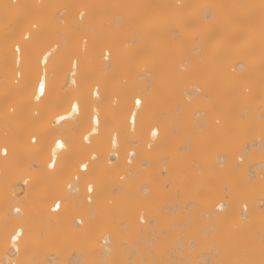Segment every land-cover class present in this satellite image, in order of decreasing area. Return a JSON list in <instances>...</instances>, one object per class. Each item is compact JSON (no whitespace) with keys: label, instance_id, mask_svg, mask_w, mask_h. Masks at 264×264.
I'll return each mask as SVG.
<instances>
[{"label":"bare ground","instance_id":"bare-ground-1","mask_svg":"<svg viewBox=\"0 0 264 264\" xmlns=\"http://www.w3.org/2000/svg\"><path fill=\"white\" fill-rule=\"evenodd\" d=\"M129 1L61 0L59 3L54 0L52 3L51 0H0V107L4 106L6 97L16 95L10 111H0V148L8 149V155L0 157V264L7 261L10 237L16 230L21 232V237L10 264H264V230L261 227L264 194L259 198L254 195L255 190L264 187V161H260V154H264V129L256 131L248 141L244 140V146L247 147L239 146V150L236 148L237 154L231 153L236 138L246 137L254 126L259 128L258 125L264 122V113H260L263 110L258 112L263 119L257 118V113L252 111L257 98L262 99V103H257L264 107V88H255V83L261 81L258 77H264V13H259L258 17L249 15L256 9L260 12L258 4L263 7L264 0H216L207 7L202 6L204 11L208 10L205 19L210 20V23L215 20L216 24L221 25H217L219 30L215 24L212 35L207 31L206 36L204 29L203 37L198 35L201 40L199 37L200 42L197 41L200 44L197 43L204 46H200L203 47L201 51L195 45H188L187 35L190 34L186 29L189 27H173L175 22L181 24L187 15L195 12V0L194 4L193 0H179V4L176 2L182 10L178 9L182 17L176 14V20L173 18L175 14H172L173 19L169 15L173 7L171 0ZM233 1L242 3L236 5L238 3L234 2L232 6ZM236 8L238 12H249L245 18L248 23L244 20L246 24L244 21L240 24L243 26H239V17L234 21ZM223 11H227L228 15L234 14L229 15L233 16L231 20L228 18L229 23L227 13L226 16L220 15ZM111 13L114 14V22L111 19L108 22L114 24L105 25L103 20ZM82 14H85L84 18ZM221 17L226 18L227 24L224 18V24L221 23ZM230 23L235 25H232L234 31L228 30L231 26L226 25ZM133 24L144 27L137 26V29L135 26L134 29ZM60 25V30L54 32ZM191 26H194L193 22ZM221 26L228 27L225 32H233V40H239L234 46L235 41L229 39L233 45L230 48L226 44L228 49L233 48V53L240 52L238 54L245 50L252 51L261 60L259 63L254 56L257 62H252L251 53L249 58L245 57L246 61L241 59L237 66L234 63V71L230 72L232 76L224 75V79V76L217 77V83L210 78L208 83L206 79L212 73L219 72L223 66L219 70L214 64L207 66L211 63L205 64L206 61L201 62L206 67H201L199 60L197 62L201 57L195 62L190 59L195 52H199V56L202 54L203 60L209 55L210 58L213 55L215 57L223 49L213 52L205 49L207 37L210 45V39L221 33L224 35L225 28L221 29ZM144 33H154L156 36L149 44H145L143 41L148 36H144ZM23 35H30L31 39L24 41ZM80 35L83 43L79 40ZM228 35L227 38L230 37ZM136 36L139 40L135 39ZM229 41L228 44H231ZM129 43H136V46H130ZM17 44L22 49V63L20 77L16 80L13 77L15 68L12 59L13 47ZM161 46L166 48L152 55L155 63L127 62V58L145 52V47L153 50ZM44 53H52L47 68L48 87L49 92L54 87L58 98L68 96L83 100L90 88L91 91L93 87L100 89V99L96 101L100 114L99 132L90 137V144L81 140L80 129L70 121H61L63 129L54 123L57 111L67 113L63 109L49 107L47 95L42 98V102L36 101L35 89L40 75L38 60ZM172 55L181 56L182 60L178 65L164 66L163 59ZM72 59L78 60L79 72L87 77L86 86L83 83L79 87L71 84L72 76L68 68ZM136 70L139 73L131 76L130 73ZM92 76L96 82L90 87L88 83ZM243 76L246 77L244 81H248L240 88L243 86ZM76 79L79 81L81 77L78 75ZM222 79L224 82L219 81ZM186 86L194 90L190 91ZM62 88L64 91H61ZM237 89L241 90L237 93ZM257 89L262 90L259 96ZM133 98L142 100L135 131L130 130L126 123ZM88 102L91 106L92 100ZM245 103L248 104L244 106L245 109L240 107ZM239 107L245 118L240 119L239 123L235 119L238 124L233 121L234 125L231 123L234 118L231 117L239 111ZM230 108L235 110L228 112ZM223 122L230 125L225 124L226 127ZM152 131H156L155 137L151 135ZM50 133L63 136L69 142V153L75 151L89 162L91 154L98 157L91 164L87 179L81 174L80 187L75 193L66 188L74 166L61 162L54 170L46 167L49 156L46 143ZM113 133L118 155L114 161H109L106 146L107 139ZM31 134L36 135L40 142L30 144L27 139ZM207 137L225 142L226 154L213 157L211 169L206 168L207 164L203 165L200 159L197 160L198 156L176 155L178 151L189 153L202 150ZM130 149L135 151L136 156L131 164H127L124 156ZM168 151L170 154L165 157L168 158L167 162L162 157L166 170L161 171L153 154L158 156ZM250 154L255 156L249 157ZM243 156L249 160L252 158L251 163H248L249 173ZM212 170L230 171L238 175L225 181L229 189L225 198L228 196L229 202L224 201L225 198L212 202L205 197L207 190L204 193L205 185L199 182L209 177ZM158 172L164 173V176H159ZM185 177L194 188L173 187L171 190L168 187V192H157L160 186ZM24 178H28L29 183H26L23 191L18 190L16 187ZM88 180L95 184L90 203L83 198ZM194 191L204 195L199 193L200 196L192 200L190 197ZM177 192H181L187 200L184 205L167 202L166 199L173 200ZM113 195L115 202L110 204ZM57 200L61 203V209L55 212L51 207ZM165 200L168 203L165 209L170 210L164 212L159 209V204ZM203 202L206 209L202 211L207 220H204L203 215L204 226L198 221V227L202 229L191 238L188 235L191 231L190 214L193 216L196 207L198 209ZM239 205L246 209L244 216ZM259 207L263 211L261 214L258 212ZM14 208H18L19 213L14 214ZM182 208L185 210L181 211ZM175 217L181 219L175 220L182 226L179 229L178 226L171 228V223L167 224ZM145 218H148L146 223ZM176 229L185 234L184 238L179 236L176 239ZM106 239L108 243L102 244ZM166 244L172 248L165 250ZM65 249L68 254L61 253Z\"/></svg>","mask_w":264,"mask_h":264},{"label":"rangeland","instance_id":"rangeland-1","mask_svg":"<svg viewBox=\"0 0 264 264\" xmlns=\"http://www.w3.org/2000/svg\"><path fill=\"white\" fill-rule=\"evenodd\" d=\"M52 1V3H54V0H51ZM55 1H57V2H61V0H55ZM136 2V1H139V0H130L129 2ZM140 1H144V0H140ZM164 1V0H163ZM167 1V0H166ZM165 1V2H166ZM172 1V6L173 7H176V8H173L172 7V10H171V12L172 13H170L169 15L171 16V18H172V14H175V15H173V18L176 20V14H177V16H179L180 14L179 13H181L182 12V10H181V6L179 5V7H178V5H177V3L179 4V0H171ZM178 1V2H177ZM192 1V0H191ZM214 1H216V0H195V2H194V0H193V4L195 3L196 5H194L196 8H195V12L194 13H192V14H190L189 16L187 15V18L186 19H184V20H182V22H181V24H180V22H178V23H174L175 25H173V27H175L176 29H179L178 27H182V28H185V27H189V28H185L187 31H188V33L190 34V36L189 35H187L188 37H189V40H188V38H187V41L189 42H187L186 41V43H188V45L191 47V45H195V46H197L198 47V49L201 51V48L203 49V44H201L203 47H200L201 45H199L200 43V40H201V36H198L199 34L200 35H202L203 33H204V31H205V33H206V36H208L207 34L208 33H210L211 35L212 34H214L212 31H214L213 29V27L215 26V24H216V22H215V20L213 21L212 20V22H215L214 23V25L212 26L211 24H212V22L210 23L209 21H207L206 19H205V15H206V12L208 13V10H203V7H207V6H209V4L210 3H212V2H214ZM220 1V0H219ZM237 1V0H236ZM241 1V0H240ZM240 1H238V2H235V1H233L231 4H232V6H234V2L235 3H238V4H236V5H240L242 2H240ZM50 2V1H49ZM92 2H95V0H92ZM177 2V3H176ZM217 2V1H216ZM250 2V1H249ZM51 3V4H52ZM174 3V4H173ZM199 3V4H198ZM200 3H203V4H201L200 5ZM57 3L55 2V5H56ZM199 5V6H198ZM258 5H260L261 6V4H258ZM262 5H263V2H262ZM198 6V7H197ZM203 6V7H202ZM259 6V8H261L262 9V12H261V9H259L260 10V12L256 9L255 11H254V13H253V11H252V14H250L249 12H246V13H243L242 11H240L239 10V12H238V8H236V12H237V14L234 16V14H229V15H233V16H231V17H233L234 18V21L239 17V19H237V20H239L240 22H239V26H243V25H240L244 20H245V18H247V15H248V13H249V15H251V16H259V13L260 14H263L264 12H263V8H264V5H263V7L261 6L260 7ZM201 7V8H200ZM240 8V7H239ZM178 9H180V11L178 10ZM201 9V10H200ZM253 9V8H252ZM254 10V9H253ZM177 11V12H176ZM203 11V12H202ZM205 12V13H204ZM224 13H221L220 15H222V14H225V15H223V16H226V13H227V11H223ZM236 12H234V13H236ZM196 13V14H195ZM242 13V14H241ZM199 14V15H198ZM239 14V15H238ZM247 14V15H246ZM114 14L113 13H111L109 16H107V18H105L104 20H103V23L105 24V25H108V24H110L112 21L114 22V19L112 18V16H113ZM194 15V16H193ZM227 15H228V13H227ZM226 16L227 17V21H228V23H229V20H231L232 18L230 17V16ZM84 16H85V14H82V17L84 18ZM111 16V17H110ZM175 16V17H174ZM181 16V15H180ZM245 16V17H244ZM57 17V16H56ZM182 17V16H181ZM196 17L198 18V20L196 19ZM202 17H204V20H203V18ZM230 17V18H229ZM261 17V16H260ZM169 18V17H168ZM172 18V19H173ZM177 18H179V17H177ZM191 18V19H190ZM194 18V19H193ZM200 18H201V20H200ZM224 18V17H223ZM223 18L221 17V23L223 22ZM228 18H229V20H228ZM236 18V19H235ZM249 18H250V16H249ZM248 18V19H249ZM109 19V20H108ZM110 19L112 20L111 22H108V21H110ZM190 19V20H189ZM219 19V18H218ZM175 20H173V21H175ZM194 20H197V21H194ZM203 20V22H200V21H202ZM236 20V21H237ZM178 21V20H177ZM191 21V22H190ZM218 21H220V19L218 20ZM246 21V20H245ZM245 21L243 22V23H245ZM111 23V24H114V23ZM187 22V23H186ZM189 22L192 24V22H193V24H194V26H191V24H189ZM197 22V23H196ZM224 22L227 24V22H226V18H224ZM224 22H223V24H224ZM233 22V21H232ZM247 22V21H246ZM102 23V24H103ZM203 23V24H202ZM208 23V24H207ZM210 23V24H209ZM218 23V22H217ZM237 22H235L234 24H236ZM242 23V24H243ZM248 23V22H247ZM110 24V25H111ZM142 25H143V23H141ZM196 24V25H195ZM219 24V23H218ZM218 24H216V26L218 25ZM223 24H222V26H223ZM234 24H229V25H226V26H228V27H230L231 26V29H228V27H227V29L228 30H233V28L235 27V25ZM246 24V23H245ZM61 25H63V23H61ZM61 25L58 27V26H54V28L55 27H58L57 28V30L55 29H52V30H54V32L55 31H58V29L60 30V27H61ZM134 25V29H136L137 28V26H138V24L137 25H135V24H133ZM202 25V26H201ZM221 25V24H220ZM220 25H218L219 27H220ZM232 25H234V27H232ZM237 25V24H236ZM113 26V25H112ZM135 26H136V28H135ZM196 26V27H195ZM217 26V27H218ZM221 26V29L223 28ZM131 27H132V25H131ZM142 28V27H144V26H141V25H139L138 26V28ZM192 27V28H191ZM200 27V28H199ZM216 27V28H217ZM217 28V29H219L220 30V28ZM53 28V27H52ZM76 28V27H75ZM74 28V29H75ZM137 28V29H138ZM191 28V29H190ZM199 28V29H198ZM225 28V27H224ZM223 28V29H224ZM195 29V30H194ZM203 29H204V31H203ZM226 28H225V30H223L224 32L227 30ZM210 30H211V32H210ZM218 30V31H219ZM263 30V31H262ZM261 31H262V33L264 32V25H263V29H262ZM197 31V32H196ZM207 31H208V33H207ZM216 31V30H215ZM230 31V32H231ZM234 31V30H233ZM195 32V33H194ZM199 32V33H198ZM229 31H227V32H225L224 33V35H223V33H219L220 34V36L219 35H216L215 37H213V39H210L211 40V44L209 45V43H208V39L206 38V44H207V46L205 47V49L208 51V50H210V52L212 51H214V50H220V48H223V49H221V51H219V53H220V55H219V53L216 55L215 54V57H214V55L210 58V56L211 55H209L208 57H207V59L204 57V59L205 60H203L202 59V57H203V55L202 54H200V56H199V52H195L193 55H192V57H191V59H190V61H196V59L197 58H200V59H197V62H198V60H199V62H198V64L199 63H201V62H206V61H208V62H206L205 64H210V65H207V66H211L212 64H214L215 65V67H217V68H219L220 66H223V67H220L221 68V70H220V68H219V72H217L216 74L215 73H212L211 74V77H208L209 75H210V73L208 72V78L206 79V81L208 80V79H212V80H214V82L215 83H217L216 82V80H218L220 77L222 78L224 75H227L226 77H230V76H232V72L234 71H232V69H234L233 67L235 66L234 65V63L236 64V66L238 65L237 63L239 62V63H241L240 62V60L242 59V61H244V59H245V57L246 58H249V56L251 55V53H252V57H250V59H252L253 61L252 62H259L260 63V61L259 60H261V59H258L259 58V55H258V53H257V51L256 50H254V48L252 49V50H254V51H256L255 53H257V55H258V58H257V56L254 54L253 55V52L251 51H248V50H245L244 52H241V54H238V53H240V52H234L233 53V51H235V50H233V48H232V50H230V49H228L229 47L231 48V45H233V42L232 41H235V40H233V32H231V34H229L228 33ZM187 33V34H188ZM153 34V35H152ZM157 34V33H156ZM195 34H197V35H195ZM218 34V33H217ZM229 34V35H228ZM141 35V34H140ZM147 35V33L145 34L144 33V36H146ZM193 35H195L196 36V38H195V36H193ZM205 35V34H204ZM223 35V36H222ZM227 35L228 36H230L231 37V35H233L231 38L230 37H228L227 38ZM148 36V37H147ZM146 37V39H145V41H143L145 44H149V42H151V40H153L154 39V37L156 36L154 33H151V34H149V35H147ZM193 36V37H192ZM206 36H204V37H206ZM190 37H191V40H190ZM199 37H200V40H199ZM202 37H203V35H202ZM211 37V36H210ZM224 37V38H223ZM236 37V36H235ZM81 35L79 36V40L80 41H82V43H83V38H81ZM193 38V39H192ZM198 38V39H197ZM227 40H226V39ZM135 39H137V40H139V37L138 36H136L135 37ZM203 40H205L204 38H202ZM215 39H217V40H215ZM229 39H232V41H229ZM196 40V41H195ZM199 42H198V41ZM209 40V41H210ZM213 40H215V41H213ZM236 40L237 41H235V44H234V46H237L236 45V43L238 44V39L236 38ZM79 41V42H80ZM194 41V42H193ZM228 41H229V43H231V44H228ZM191 42V43H190ZM196 42V44H194ZM199 44H198V43ZM203 42V41H202ZM105 43H108V41H105ZM204 43V42H203ZM241 43V42H240ZM239 43V44H240ZM80 44V43H79ZM198 44V45H197ZM226 44L227 45H230L229 47H226ZM129 45L130 46H136V43H134V44H131V43H129ZM241 45V44H240ZM196 47V48H197ZM226 47V48H225ZM239 47V46H238ZM165 49L166 47L164 46H161V47H154V49L153 50H151V49H147L146 47H145V52L143 51V53L142 54H140V55H137V56H134V57H129V58H127V62H136V63H139V62H142V61H146V62H156L154 59V57H152V55L153 54H155V53H157V52H162L163 50L162 49ZM227 49V50H226ZM226 50V51H225ZM204 51V50H203ZM203 51L201 52V53H203ZM230 51H232V53H230ZM247 51V52H246ZM209 52V53H210ZM227 52V53H226ZM250 54H249V53ZM259 52V51H258ZM237 53V54H236ZM246 53V54H245ZM196 54V55H195ZM222 54V55H221ZM227 54V55H226ZM230 54V55H229ZM231 54H233L232 56H231ZM198 55V56H197ZM225 55H226V57H225ZM239 55V56H238ZM172 56H174V57H172ZM171 57L170 56H168V58H166V59H163V65L164 66H167V64H177V63H179L181 60H182V57L181 56H175V55H172ZM248 56V57H247ZM254 56H256L255 57V59L257 60H254L253 58H254ZM222 57H224V59H226L225 61H224V59L222 58ZM222 58V62H221V59ZM212 59V60H211ZM164 60H166V61H164ZM213 60H214V62H213ZM218 60V61H217ZM239 60V61H238ZM248 60V59H247ZM169 61H170V63H169ZM216 61V62H215ZM228 61V62H227ZM230 61V62H229ZM233 61V62H232ZM235 61V62H234ZM237 61V62H236ZM245 61H246V59H245ZM166 62H168V63H166ZM194 62H192V64L194 63ZM210 62V63H209ZM213 62V63H212ZM221 62V63H220ZM224 62V63H223ZM251 62V63H252ZM165 63H166V65H165ZM215 63H217V65L215 64ZM254 63H252V64H254ZM220 64V65H219ZM230 64V65H229ZM178 65V64H177ZM201 67H206V66H204V63H201ZM233 65V66H232ZM254 65H256V64H254ZM259 65V64H258ZM199 67H200V65H198ZM226 66V67H225ZM228 66V67H227ZM200 67V68H201ZM231 67V68H230ZM14 72V71H13ZM133 72V71H132ZM130 73V75L132 76L133 74H135L136 72H138L137 70L136 71H134L133 73ZM231 72V73H230ZM139 73V72H138ZM138 73H136V74H138ZM219 73V74H218ZM13 75H14V73H13ZM214 76V77H213ZM214 79H213V78ZM218 77V79H216ZM257 77H258V75H257ZM225 78V76L223 77V79ZM241 78H243L242 79V83H243V86H239L240 88H243L246 84H247V81H248V79H247V81H244V78H246V77H241ZM259 79H261V81H259L260 83H255V84H257V86H255V88H262V90H263V88H264V82H262V79L264 78H262V77H258ZM257 78V79H258ZM91 79V80H90ZM90 79H89V86L90 87H92L93 86V84L96 82V79H95V77L94 76H92V77H90ZM219 80L220 82L221 81H223L224 82V80ZM258 79V80H259ZM264 80V79H263ZM211 81V80H210ZM208 82V81H207ZM208 83H210V82H208ZM213 83V82H212ZM242 83H241V85H242ZM215 85V84H214ZM259 85V86H258ZM188 86V85H187ZM186 86V87H187ZM188 88V90H194V88H191V87H187ZM186 88V89H187ZM260 88V89H261ZM91 89V88H90ZM245 89V88H244ZM243 89V91H245ZM100 90V89H99ZM192 90V91H193ZM234 90V89H233ZM239 90H241V89H237V93L239 92ZM262 90L260 91L259 89H257L256 90V93H258V96L259 95H261V92H262ZM235 91V90H234ZM100 92V91H99ZM184 92V91H183ZM254 92H255V89H254ZM264 92V91H263ZM245 93V92H244ZM255 93V94H256ZM184 94H185V92H184ZM187 95V94H186ZM10 97V98H9ZM114 97V96H113ZM7 99H5V101H4V106L3 107H0V111L1 110H5V111H10L9 109H10V107H12L13 106V104H14V101H15V99H16V95L15 96H13V95H11V96H8V97H6ZM259 99H261L260 97H259ZM10 100V101H9ZM257 102H261L262 103V99L261 100H258V98L255 100V103H256V105H254V106H256L258 109L256 110V107H255V109L254 108H252V111L253 112H256L257 113V115H256V113L254 114L255 116H257V118H259V119H263L262 117H259V113L258 112H260L261 110H263L264 111V107L262 108V105L263 104H258ZM254 104V103H253ZM242 105V104H241ZM247 105L248 104H243V106H240V107H242V108H244L245 109V107H247ZM260 105V107H258ZM245 106V107H244ZM239 107V111L237 112V113H235V115H232V117L231 118H234L233 120H231L232 122L231 123H235L236 122V120H237V122L239 123V120L241 119V120H243V118H245L244 116L242 117V110H240V109H242V108H240ZM1 108H3V109H1ZM237 108V107H236ZM243 109V110H244ZM251 109V108H250ZM231 110V108L228 110V112ZM232 110H235V109H232ZM232 110H231V112H232ZM260 110V111H259ZM237 111V110H236ZM241 111V112H240ZM239 113V114H238ZM243 113H245V110H244V112ZM260 113H264V112H260ZM234 114V113H233ZM239 117H238V116ZM240 116L242 117V118H240ZM236 117V118H235ZM236 119V120H235ZM233 121H235V122H233ZM229 122V121H228ZM236 122V123H237ZM126 123H127V121H126ZM237 123V124H238ZM222 124H229V123H222ZM225 125V126H226ZM230 125V124H229ZM228 125V126H229ZM234 125H236V124H234ZM233 126V125H232ZM259 126V128L258 127H255L254 126V128L252 129L253 131L250 133H248L247 135H246V137L245 136H240V137H238V138H236V142H235V146L234 147H232L231 149V153L232 154H237V152H238V150H239V146H240V148L242 147L243 148V146H244V140L245 141H248L249 139V137H253L254 136V133L256 132V131H258V130H260V129H264V122H263V124H259L258 125ZM227 127V126H226ZM81 131V130H80ZM31 135H34V134H31ZM237 139L239 140V142H240V144L239 143H237L238 141H237ZM248 139V140H247ZM253 139V138H252ZM28 141H29V138L27 139ZM108 140V139H107ZM206 140V141H205ZM224 141V140H223ZM222 140H219V139H217V140H213L211 137L209 138V137H207V138H205L204 139V141H203V148H202V150H195L194 152L193 151H190L189 153H187L188 151H178L177 152V154L176 155H178V156H182L183 154H187V155H189V156H192V155H195V156H198V158H197V160H199L200 162H202L203 163V165H205V164H207L205 167L206 168H208V169H211V166H210V164L212 163V159H213V157H217V156H224L225 154H226V150H225V146H224V144H225V142H223ZM262 142H264V139L262 140ZM246 143V142H245ZM237 144H238V146H237ZM246 146V145H245ZM244 146V147H245ZM247 147V146H246ZM106 148H107V146H106ZM236 148L238 149V150H236ZM251 148H253L252 147V145H251ZM235 149V150H234ZM245 149V148H244ZM107 150V149H106ZM167 152V151H166ZM165 153V152H164ZM163 152H162V154H160V155H155V154H153V157H155L156 158V161H157V163L159 164V166H160V170L161 171H165L166 170V166H165V161H166V159L168 160V158H166L165 159V157L166 156H168L167 154H170V152L168 151V153H165L164 154ZM162 155V156H161ZM163 155H165V156H163ZM257 156H258V153L256 154ZM219 156V157H220ZM252 156H255V155H252ZM251 156V154H250V156L249 157H252ZM260 161H264V154H260ZM162 157H164V159L163 160H165V161H163L162 160ZM161 158V159H160ZM243 158L245 159H243L244 160V162L246 163V170H248V163H251L250 161H252L251 159L253 158H251L250 160H249V158L248 157H246V156H243ZM247 158V159H246ZM214 159H216V158H214ZM211 161V162H210ZM216 162H218V160L216 159L215 160ZM167 162V161H166ZM195 166H197V164H195ZM162 167V168H161ZM158 169V171H160ZM74 170H76L75 168H73V172H74ZM244 172V171H243ZM263 172V171H262ZM159 174V176H160V174H161V176H164L161 172H158ZM245 174H248V173H246V172H244ZM262 175H264V172H263V174ZM238 175L236 174V173H233V172H230V171H214V170H212V172H211V174L209 175V177H207L206 179H204L203 181H200L199 183H201V185L202 184H204L205 186H204V189H205V191H204V193L206 192V190H207V194H205L206 196V198L207 199H209L210 201H217V200H219V199H221V198H225V196L228 194V192H229V189H228V187L226 188V183H225V181H227V180H229V179H233V178H236ZM122 179H120V181H121ZM28 183H29V181H28ZM173 183V182H172ZM169 183L168 182V184L166 183L165 185H162V186H160L159 188H158V191L157 192H159L160 194L161 193H165L166 191L168 192V190H169V188L171 189V190H173V187L175 188V189H178V187L180 188V187H184V188H186V187H191V188H194V187H192V185H191V182L189 183L188 182V178H180L178 181H176L175 183ZM198 183V184H199ZM167 185H169V186H167ZM165 186V187H164ZM167 187V188H166ZM169 187V188H168ZM18 190H22L21 188L19 189V187H18V185H17V187H16ZM166 188V189H165ZM201 187H199V189H200ZM168 189V190H167ZM203 189V188H202ZM203 189V190H204ZM23 191V190H22ZM84 191V194H85V190H83ZM200 191H201V189H200ZM200 191H194L193 193H192V195H191V197H190V199H192V200H196V197H198V196H200V194H203L202 192L200 193ZM21 192V191H20ZM94 193V192H93ZM200 193V194H199ZM83 194V193H82ZM264 194V187L262 188V189H258V190H255V192H254V195L255 196H258L257 198H259V197H261L262 195ZM204 195V194H203ZM202 196V195H201ZM84 197H85V195H84ZM83 197V198H84ZM174 198V199H173ZM172 199L173 200H170V199H166L167 200V202H170L169 204H171V205H174L175 203H179V204H185L186 202H187V200H185L184 199V196L181 194V192H177V194H176V196L175 197H173ZM166 200L165 201H163L162 203L163 204H159V209H161V210H164V212H165V210L166 211H169L170 209H165V207H167V206H165L166 204H168L167 202H166ZM204 200H205V198H204ZM240 200H241V198H240ZM111 203L110 204H113L114 202H115V200H114V195L112 196V198H111ZM224 201H226V202H229V198H228V196L224 199ZM162 205V206H161ZM203 205L205 206V202H203ZM202 205V206H203ZM202 206H200L199 208H200V210H199V212H196L198 209H197V207H196V211H195V213H193L194 215L192 216V213L190 214V223H189V225L191 226V231H190V233L188 234L191 238L192 237H194V236H196L197 234H199V231H201V229L202 228H200V227H198V224H197V222L198 221H200L201 222V225L202 226H204V223H203V219L204 220H207L206 219V215L204 214V211H205V209H206V206L205 207H202ZM241 205H239V208H241L240 207ZM186 209H188V208H186ZM258 209H260V210H258V212L261 214V213H263V211H262V209H261V207H259ZM263 209H264V207H263ZM181 211L182 210H185V208H182V209H180ZM202 210H204V211H202ZM201 211V212H200ZM202 212H203V214H202ZM200 215V216H199ZM201 215H202V217H201ZM203 215L205 216L204 218H203ZM178 219V221H181V219L180 218H182V216L180 217V218H178V217H175V218H172V220H170V222H167V224L168 223H171V228H177V226H178V228L177 229H179V228H181L182 226H181V224L179 225L178 224V222H176L175 220H177ZM203 218V219H202ZM146 219V218H145ZM170 219H171V217H170ZM148 220V218L145 220V223L146 222H148L147 221ZM167 220H169V219H167ZM141 222V221H140ZM175 222V223H174ZM142 223V222H141ZM173 223V224H172ZM178 224V225H177ZM176 225V226H175ZM206 226V225H205ZM261 227H262V229L264 230V215H262L261 216ZM176 229V230H177ZM172 230H174V229H172ZM198 230V231H197ZM98 232V231H97ZM174 232V231H173ZM180 231L179 230H177V232L175 231V233L176 234H174V236L176 237V239H179L180 237L181 238H184V235L185 234H183V233H179ZM224 232V231H223ZM163 234V233H162ZM180 234V235H179ZM201 234V233H200ZM126 235H127V233H126ZM165 235V234H164ZM172 236H173V233H172ZM180 236V237H179ZM183 236V237H182ZM102 244H103V242H102ZM104 245H106V244H104ZM170 244H168V246H169ZM176 245V244H175ZM167 246V244L165 245V247ZM167 246V247H168ZM166 247V248H167ZM165 248V250H168V249H170V248H172V247H168L167 249ZM63 251V250H62ZM66 252V254H68V250H64L63 252H61L62 254L63 253H65ZM65 255V254H64ZM264 255V253L262 254V256ZM61 256V255H60ZM264 257V256H263ZM30 262H32L31 260H30ZM217 262H219V261H217ZM184 264V263H183Z\"/></svg>","mask_w":264,"mask_h":264},{"label":"snow or ice","instance_id":"snow-or-ice-1","mask_svg":"<svg viewBox=\"0 0 264 264\" xmlns=\"http://www.w3.org/2000/svg\"><path fill=\"white\" fill-rule=\"evenodd\" d=\"M22 39L24 41H29L31 39V36L23 35ZM15 51L16 53H20L22 51L19 44L16 45ZM51 55L52 53H47L43 55L42 62L45 66L44 76L40 77L37 81V87L35 89V99L38 102H42V98H44L47 95L49 100V107L53 109H63V111L67 113V114H61L59 111H57L54 123L56 125H59L61 129H63L64 125L61 124V121L64 122L70 121L81 130V140L83 142L90 144L91 143L90 137L93 134L98 135L99 126H100V114L98 111V105L96 104V101L100 99L99 89L97 88L96 92L94 93L89 89L88 96L83 97V100H81V98H70L68 96L58 98L56 96L54 87L52 91L49 92L47 68H48L49 57ZM68 72L71 73L72 76L71 84L73 86L79 87L81 83H83L85 86L87 85V77L79 72L78 60L72 59L69 61ZM78 75L81 77L79 81L76 79ZM61 91H64V89L62 88ZM89 99L92 100L91 106L89 105L88 102ZM141 106H142V100L139 98H133L132 108L129 110L133 131H135L136 128L137 117L139 115V110ZM75 131L76 128L73 129V132ZM151 135L155 137L157 135L156 131H152ZM49 136L50 139L46 143L49 160H50V164L48 165V167L54 170L58 164L63 162L65 165H71L75 167L76 172L78 173V175L76 176L77 181H79L82 178L80 174H83V177L87 179L88 173L91 170V164L94 163L98 159V157L93 155L91 157V162H89L85 158H82L81 155L75 151L69 153L68 151L70 147L69 142L65 140L63 136H59L54 133H50ZM31 142L33 144H36L40 141L35 136H33ZM112 146L113 147L116 146L115 138H113L112 140ZM0 151L3 152V155L5 156L8 155V149L6 147L0 149ZM85 190L90 196L95 190V184L92 181L88 180V182L85 184ZM60 209H61V203L59 201L55 202L52 210L58 212L60 211ZM19 235L20 233H16L12 236L13 242L16 241Z\"/></svg>","mask_w":264,"mask_h":264},{"label":"built area","instance_id":"built-area-1","mask_svg":"<svg viewBox=\"0 0 264 264\" xmlns=\"http://www.w3.org/2000/svg\"><path fill=\"white\" fill-rule=\"evenodd\" d=\"M15 47L16 46H14L13 47V59H12V65H13V67L15 68V70H14V75H13V77L17 80V79H19V77H20V71H19V69H20V65H21V63H22V60H21V55H20V53H16V51H15ZM44 54H46V53H44ZM44 54H42L40 57H39V60H38V66H39V71H40V75H39V78L40 77H43L44 76V69H45V66H44V64H43V55ZM38 78V79H39ZM36 87H37V83H36ZM96 89H97V87H93V89H92V92L94 93V92H96ZM140 99V98H139ZM35 113V112H34ZM127 126L129 127V129L130 130H132V124H131V117H130V115H129V118L127 119ZM33 136H35L36 138H37V136L36 135H32L31 137H29V143L30 144H33L32 142H31V140H32V137ZM113 138H115V140H116V136H115V134L113 133L112 135H110L109 136V138H108V140H107V159L109 160V161H114L116 158H117V155H118V146H117V142H116V146L115 147H113L112 146V140H113ZM38 139V138H37ZM85 144H88V143H86V142H84ZM3 148H5V147H2V148H0V149H3ZM94 154H91L90 155V159H91V157L93 156ZM5 155H3V152L2 151H0V157H4ZM135 156H136V154H135V151L133 150V149H130V150H128V151H126V153H125V161H126V163L127 164H131V162L133 161V159L135 158ZM50 164V160H49V156H48V159H47V161H46V167L49 169V170H53L52 168H49L48 167V165ZM248 172H249V170H248ZM78 175V173L76 172V170L73 172V175L69 178V180L67 181V184H66V188H67V190L69 191V192H72V193H75V192H77L78 191V189H79V181H77V179H76V176ZM81 175V174H80ZM28 178H24L20 183H19V187L23 190L24 188H25V186H26V183H28ZM85 190V189H84ZM84 199L86 200V202L87 203H90L91 201H92V199H93V193L89 196V194L86 192V190H85V197H84ZM57 201H59V200H57ZM57 201H54V203H53V205H52V207H51V210L53 209V207H54V204H55V202H57ZM60 202V201H59ZM218 209V208H217ZM219 210V209H218ZM53 211V210H52ZM13 213L15 214V213H19V209L18 208H14L13 209ZM245 213H246V209H245V207L243 206L242 208H241V214L244 216L245 215ZM141 222L143 223V220H141ZM16 233H20V235L17 237V239H16V241L15 242H13V240H12V236L14 235V234H16ZM11 237H10V246H9V249H8V253H7V261H6V263L5 264H10V261L15 257V255H16V248H17V246H18V243H19V241H18V239L21 237V232L19 231V230H16L15 231V233H14ZM103 243L104 244H107L108 243V239H106V241H103Z\"/></svg>","mask_w":264,"mask_h":264}]
</instances>
